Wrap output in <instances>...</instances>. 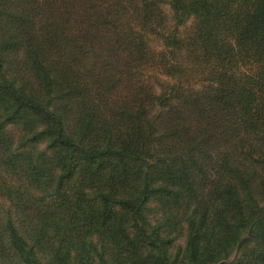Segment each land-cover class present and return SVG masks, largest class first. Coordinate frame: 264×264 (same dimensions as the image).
Segmentation results:
<instances>
[{"label": "trees", "instance_id": "1", "mask_svg": "<svg viewBox=\"0 0 264 264\" xmlns=\"http://www.w3.org/2000/svg\"><path fill=\"white\" fill-rule=\"evenodd\" d=\"M0 264H264V0H0Z\"/></svg>", "mask_w": 264, "mask_h": 264}, {"label": "rangeland", "instance_id": "2", "mask_svg": "<svg viewBox=\"0 0 264 264\" xmlns=\"http://www.w3.org/2000/svg\"><path fill=\"white\" fill-rule=\"evenodd\" d=\"M181 242H182V240H181Z\"/></svg>", "mask_w": 264, "mask_h": 264}]
</instances>
